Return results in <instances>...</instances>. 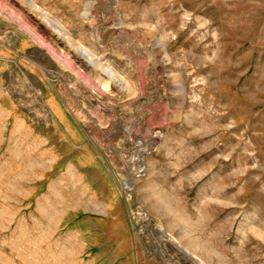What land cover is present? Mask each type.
I'll use <instances>...</instances> for the list:
<instances>
[{
	"label": "rangeland",
	"instance_id": "1",
	"mask_svg": "<svg viewBox=\"0 0 264 264\" xmlns=\"http://www.w3.org/2000/svg\"><path fill=\"white\" fill-rule=\"evenodd\" d=\"M32 1L129 86L0 0V264H264V0Z\"/></svg>",
	"mask_w": 264,
	"mask_h": 264
},
{
	"label": "bare ground",
	"instance_id": "2",
	"mask_svg": "<svg viewBox=\"0 0 264 264\" xmlns=\"http://www.w3.org/2000/svg\"><path fill=\"white\" fill-rule=\"evenodd\" d=\"M21 1L25 4H28L32 8H36V11H38L41 19L39 25L42 24V28L49 29L50 35H53L51 39L53 43H55L56 45L58 43H62V45L66 48L65 49L63 48V46L57 45L59 50L58 53H60V55L64 57V61L76 62L77 65L75 64V67L78 69L81 67L83 69L88 67V72H91L88 76H91V79L99 80L100 85L102 86V90H123L129 86L128 81L123 76H121L108 61L103 60L102 56H96L88 48L75 43L68 35L64 27L59 23V21L50 17L43 9L37 8L36 4L32 0ZM72 53H75L76 56L74 57ZM93 74L95 76H93ZM176 86L178 91L182 92L184 90L181 83L177 82ZM161 233L166 237V240L171 245V247L174 248V250L178 251L182 256H184L186 260L190 261L192 264H205L194 254L178 246L169 234L164 231H162Z\"/></svg>",
	"mask_w": 264,
	"mask_h": 264
}]
</instances>
